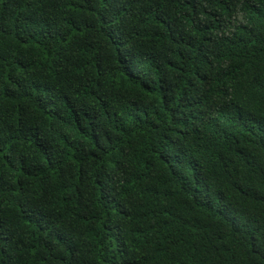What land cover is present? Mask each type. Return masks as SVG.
Wrapping results in <instances>:
<instances>
[{
  "label": "trees",
  "instance_id": "obj_1",
  "mask_svg": "<svg viewBox=\"0 0 264 264\" xmlns=\"http://www.w3.org/2000/svg\"><path fill=\"white\" fill-rule=\"evenodd\" d=\"M0 264H264V0H0Z\"/></svg>",
  "mask_w": 264,
  "mask_h": 264
}]
</instances>
